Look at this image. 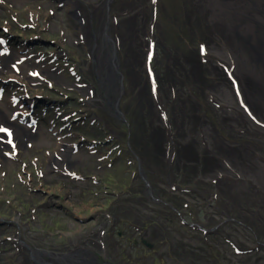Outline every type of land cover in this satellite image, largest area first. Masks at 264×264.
Segmentation results:
<instances>
[{"label": "rangeland", "instance_id": "rangeland-1", "mask_svg": "<svg viewBox=\"0 0 264 264\" xmlns=\"http://www.w3.org/2000/svg\"><path fill=\"white\" fill-rule=\"evenodd\" d=\"M262 28L264 0H0V264H264Z\"/></svg>", "mask_w": 264, "mask_h": 264}, {"label": "flooded vegetation", "instance_id": "flooded-vegetation-1", "mask_svg": "<svg viewBox=\"0 0 264 264\" xmlns=\"http://www.w3.org/2000/svg\"><path fill=\"white\" fill-rule=\"evenodd\" d=\"M261 31H262V34H263L262 36L264 38V28H262ZM95 184L98 185V183H95ZM144 190H145V192H144L145 196H149L150 199L153 200L154 193L152 191H150V186L148 188L145 186ZM180 191H181V189L179 188V186L178 187H174V188L171 189V192H173V193H175V192L179 193ZM104 195H107L108 203H111L113 201L112 202L113 205L115 204L114 201L116 199H118V201H117L118 203L116 205H118V207H121V205H120V201L121 200L120 199L124 195H127V193L124 192L123 194H119L118 192H116V193L115 192H111V193L105 192ZM56 198H59V197H56ZM171 209L173 210V208H171ZM180 220L182 221L183 225H187V226L190 227V231L189 232L194 231L193 228H196V230H198L199 233L203 234L202 233L203 229L201 228V226L198 225L197 227H193L194 225H189L188 223L184 222L183 219H180ZM113 225H116V224H113ZM115 227L116 226H114V228ZM114 228L109 229V231H113ZM111 236H113V235H111ZM116 236L117 237H121L122 236L121 232L117 231ZM139 239H140V242H134L133 244L135 246L140 244L141 246L147 248L146 246H144L142 244V240H144V239H142V238H139ZM104 249H103V251H104ZM72 250H74V251H72ZM66 252L67 253L65 254V256L64 255H61V256H51V255H49L48 256V255H46L47 253H45V252L44 253L38 252L37 256L40 255V257H37V258H34V257L31 258L30 257L29 260H30V262H32V264H113L112 260L107 256L108 254L105 251L102 254H100L99 251H97V253H95L93 251V249H91L90 247L89 248H84L83 247V249L72 248V249H70V252H68V251H66ZM44 256H46L47 259H43Z\"/></svg>", "mask_w": 264, "mask_h": 264}, {"label": "water", "instance_id": "water-1", "mask_svg": "<svg viewBox=\"0 0 264 264\" xmlns=\"http://www.w3.org/2000/svg\"><path fill=\"white\" fill-rule=\"evenodd\" d=\"M114 54H115V50H114V48H112V62H113L114 69L116 71V75H117V77H119V82H120L119 84H120V87H121V91H120L121 93L120 94H122V90H123V87H122V79H123V77L120 75L119 66H117L116 56H114ZM116 112L118 114V118L122 122H125V119H123L121 112H119V110H116ZM138 171L140 172V175L142 177L143 182H145V186L148 188L150 186V184H149V182H146V180L144 179L143 172H141V166H140L139 162H138ZM142 244L144 246H146L149 250L153 248V246L151 244L149 245L144 240H142Z\"/></svg>", "mask_w": 264, "mask_h": 264}]
</instances>
